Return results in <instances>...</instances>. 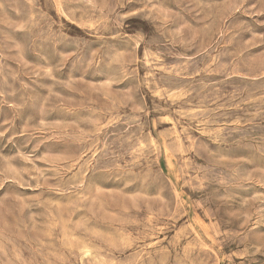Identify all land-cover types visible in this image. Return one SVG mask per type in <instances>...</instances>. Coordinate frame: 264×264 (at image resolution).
<instances>
[{
  "label": "rangeland",
  "instance_id": "374dc122",
  "mask_svg": "<svg viewBox=\"0 0 264 264\" xmlns=\"http://www.w3.org/2000/svg\"><path fill=\"white\" fill-rule=\"evenodd\" d=\"M0 264H264V0H0Z\"/></svg>",
  "mask_w": 264,
  "mask_h": 264
}]
</instances>
